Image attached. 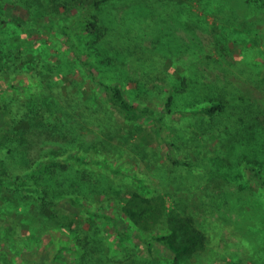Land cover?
Returning a JSON list of instances; mask_svg holds the SVG:
<instances>
[{"label":"rangeland","instance_id":"obj_1","mask_svg":"<svg viewBox=\"0 0 264 264\" xmlns=\"http://www.w3.org/2000/svg\"><path fill=\"white\" fill-rule=\"evenodd\" d=\"M7 2L0 0L3 18L8 19L0 26V50L15 57L20 50L23 54L13 71L0 77V100L23 97L38 107L49 102L48 90L59 95V87L76 94L70 100L73 106L74 100L77 106L84 104L87 108L103 101L89 69L76 57L61 31L69 17L55 16L49 0L38 3L36 11L51 22L42 15L41 19L29 18L22 3ZM108 13L116 24L111 32L101 31L105 49L97 59L98 65L95 63L96 79L120 85L129 99L150 104L159 111L174 87L176 102L172 118L177 124L188 117L183 110L200 108L220 99L224 86L230 84L228 87L237 89L247 106L255 108L258 118L264 120L263 0H123L109 7ZM13 18L37 22L20 29ZM75 28L69 31L77 43L85 41L81 46L92 39L85 31ZM118 117L123 125L129 124L123 116ZM188 122L204 132L208 118L195 115ZM106 126H91L89 140H93L96 151H100V146L106 147L107 161L122 174L115 175L114 180L120 182L128 174L144 178V186L165 193L170 206H175V194L201 197L200 201L217 206V209L211 206L207 215L195 214L200 227L209 234L206 256L179 264H264V193L247 181L240 163L241 149L230 158L214 150V137L208 134L198 137L188 160L197 166L205 157L209 175L200 178L205 169H199L197 175H192L190 184L180 183L175 168L168 165L165 145L156 137L152 124L144 125L145 132L139 138L143 145L154 148L158 155L155 163L150 156L146 160L136 159L128 149H118L117 135ZM120 136L127 138V131L123 130ZM262 164L264 167V161ZM217 172L226 173L230 179L225 192L217 190L219 201L210 197L216 193L214 188L207 192L200 189L203 181L214 178ZM133 184L143 188L136 179ZM60 206L66 214L82 217L79 225L83 231L79 229L72 236L61 229L41 231L34 222L38 218L33 204L17 200L6 205L0 202V226H6L0 228V264H50L55 256H58L56 264H86L84 245L88 233L108 243V253L113 259L105 264H123L127 260H135L136 264L143 260L146 264H175L172 252L162 244L155 243L154 253L150 255L146 244L149 233L141 232L113 205L107 211L119 219L118 228L66 202ZM189 211L196 212L193 207ZM118 230L128 237L122 238ZM65 246L69 249L57 255Z\"/></svg>","mask_w":264,"mask_h":264},{"label":"trees","instance_id":"obj_2","mask_svg":"<svg viewBox=\"0 0 264 264\" xmlns=\"http://www.w3.org/2000/svg\"><path fill=\"white\" fill-rule=\"evenodd\" d=\"M7 1L6 4L22 3L29 18L36 16L41 19L42 15L50 21L46 15L36 11L37 4L45 0ZM49 1L55 16L61 14V18L69 17L61 31L76 57L83 60L82 63L89 69L104 100L90 108L84 104L77 106L74 100L73 106L70 100L76 98V94H72L71 89L64 92L59 87V95L48 90L51 94L49 102L38 107L30 105L23 97L0 100V202L6 205L17 200L33 204L38 218L34 222L41 231L61 229L70 236L79 229L83 231L79 225L82 217L66 214L60 206L61 202L83 210L88 216L109 221L118 228L119 219L107 211V207L113 205L132 225L143 233H149L146 244L150 255L154 253L155 243H159L172 252L175 264L203 259L209 246V234L200 227L195 214L204 212L207 215L211 206L217 209L215 203L211 205L212 202L200 201L203 200L201 197H177L175 194V206H170L165 193L153 186H144V178L128 174L120 182L114 180L115 175H122L121 171L107 161L105 146H100V151L94 150L93 140H89L90 127L107 125V130L118 137V149H128L136 159L141 157L146 160L150 156L151 162L155 163L158 155L154 148L143 145L139 138L145 132L144 125L152 124L156 137L165 145L168 165L175 168L178 182L186 184L191 183L192 175H197L199 169H205V173L200 172V178L209 175V163L205 157L197 166L188 160L198 137L208 134L216 139L214 150L226 153L230 158L239 149L242 150L239 157L247 181L264 193V160L259 159L264 158V120L258 118L259 113L255 108L247 106L237 89L228 87L230 84L224 86L220 99L200 108L183 110L188 117L183 118L180 124L174 123L172 118L176 102L174 87L161 111L150 104L129 99L120 85L96 79L98 75L94 70L95 63H99L97 59L102 54L101 50L105 49L102 41L104 33L101 31L111 32L116 24L115 19L108 17V9L123 0ZM12 21L20 29H27L37 22L25 18H13ZM7 22L8 19L3 18V5H0V26ZM73 26L85 31L92 39L81 46L85 41L79 44L74 40L73 33L69 31ZM18 53L20 55L15 57L13 53L8 55L0 50V77L14 70L18 60L22 59L23 50ZM231 108L237 111H229ZM119 115L129 124L123 125ZM195 115L208 118L205 123L207 131L201 132L199 127L193 128L188 122ZM123 130L127 131V138L120 136ZM135 179L143 188L133 184ZM229 181L226 173L217 172L214 178L203 181L204 186L200 189L207 192L214 188L216 193L207 195L219 201L217 190L225 192ZM191 207L196 212L189 211ZM118 233L122 238L128 237L121 230ZM93 234L86 236L84 261L86 264H105L113 259L108 253V243ZM65 247L57 255L69 249V246ZM57 258L55 256L50 264H56ZM139 263L146 264L144 260ZM123 264L136 262L127 260Z\"/></svg>","mask_w":264,"mask_h":264}]
</instances>
